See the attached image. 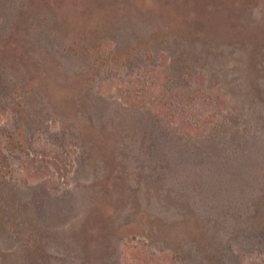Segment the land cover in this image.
I'll return each instance as SVG.
<instances>
[{
	"label": "rangeland",
	"instance_id": "rangeland-1",
	"mask_svg": "<svg viewBox=\"0 0 264 264\" xmlns=\"http://www.w3.org/2000/svg\"><path fill=\"white\" fill-rule=\"evenodd\" d=\"M4 165L0 264L227 254L264 189V0H0Z\"/></svg>",
	"mask_w": 264,
	"mask_h": 264
},
{
	"label": "trees",
	"instance_id": "trees-1",
	"mask_svg": "<svg viewBox=\"0 0 264 264\" xmlns=\"http://www.w3.org/2000/svg\"><path fill=\"white\" fill-rule=\"evenodd\" d=\"M18 130L11 131L8 134H5V144L9 147H12V140L14 137L18 139ZM6 133V132H5ZM18 141L16 140L15 145L18 147ZM1 163H5V159H2ZM4 171L0 168V204L2 207H5L4 210L11 208V204L6 200L11 195L13 187H9L8 178H10V174H7V166H3ZM6 179V180H5ZM12 188V189H11ZM259 195H255L254 199L250 202V208L248 209V217L244 221V225L241 229H244L240 232H243L244 235L241 238H237V242H235V246L233 244H229V241L226 240L225 243H228L229 246L234 250H229L223 252L222 246L216 247V245L210 243V246L201 248L202 242L196 241L195 246L196 250L200 252L199 261L197 264H227L226 257L228 256H237L235 251L239 252L238 255L242 256L243 248L251 247V256H246L244 258V264H264V189L259 191ZM1 209V208H0ZM243 241H250L247 245L243 244ZM235 248V249H234ZM225 251V250H224Z\"/></svg>",
	"mask_w": 264,
	"mask_h": 264
}]
</instances>
